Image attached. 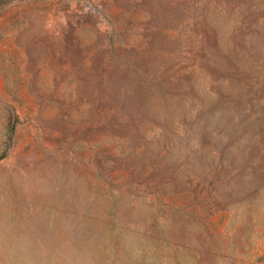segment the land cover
<instances>
[{"label":"rangeland","instance_id":"374dc122","mask_svg":"<svg viewBox=\"0 0 264 264\" xmlns=\"http://www.w3.org/2000/svg\"><path fill=\"white\" fill-rule=\"evenodd\" d=\"M0 264H264V0H0Z\"/></svg>","mask_w":264,"mask_h":264}]
</instances>
